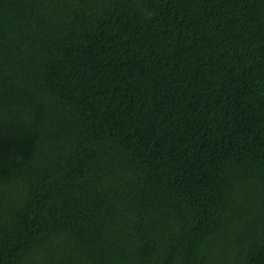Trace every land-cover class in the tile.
I'll list each match as a JSON object with an SVG mask.
<instances>
[{
  "label": "trees",
  "instance_id": "obj_1",
  "mask_svg": "<svg viewBox=\"0 0 264 264\" xmlns=\"http://www.w3.org/2000/svg\"><path fill=\"white\" fill-rule=\"evenodd\" d=\"M0 264H264V0H0Z\"/></svg>",
  "mask_w": 264,
  "mask_h": 264
}]
</instances>
